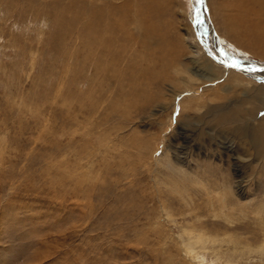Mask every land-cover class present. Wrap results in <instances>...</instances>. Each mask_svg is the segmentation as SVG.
Listing matches in <instances>:
<instances>
[{"label":"rangeland","instance_id":"obj_1","mask_svg":"<svg viewBox=\"0 0 264 264\" xmlns=\"http://www.w3.org/2000/svg\"><path fill=\"white\" fill-rule=\"evenodd\" d=\"M78 5L0 0V264H264L262 158L207 123L221 100L196 73L224 54L264 89V0L137 1L113 30L91 12L139 65L110 80Z\"/></svg>","mask_w":264,"mask_h":264},{"label":"bare ground","instance_id":"obj_2","mask_svg":"<svg viewBox=\"0 0 264 264\" xmlns=\"http://www.w3.org/2000/svg\"><path fill=\"white\" fill-rule=\"evenodd\" d=\"M137 1H143V2L147 3V7H149L150 5L156 6L159 3L160 4L163 3V0H82V1L77 0V5L80 2V4L78 6L81 7V9H82L81 11L85 14V20L84 21H85V24L87 25L86 29L81 30V32L84 33L83 37L80 35L81 40L83 42V48L88 53H91L94 51H96V53H98V59H99L98 60V66H99L101 74H103V79L110 80V75L108 76V74H106L107 72L109 73L111 71L114 75H116L118 72H120L122 70H125V71L128 70L129 71V70L133 69L135 67V65L139 66L137 63L133 62L131 60V58H128V59L124 58V56H126V55H124L125 52H121V51L125 50V49L127 50V48H128L127 44L121 45L119 42H117L119 36H117V37L112 36L111 35L112 31H109L110 27L113 30V25H115V22L118 19L116 17V14L120 13L122 11H126V13H128V14L131 13V6ZM262 5H263V3H262ZM152 8L153 7H150L149 9L152 10ZM91 12L94 14L96 13V17L94 15L95 20L98 21L100 24L101 23H102V25L108 24V26H110V27H108V31L106 28L104 30L103 27L99 28L97 25H93V22H92L93 18L91 16V14H92ZM229 29L234 30V28L232 26H230ZM110 35H111V37H110ZM107 39H109V40H107ZM119 49H121V50L119 51ZM87 52H85V53H87ZM256 52L264 58V46L256 49ZM215 55H217V53ZM181 56H182V54L176 55L173 58V61H171L172 62L171 64H169V62H168V66L175 68L176 71L179 70L180 72H182L183 69H182L181 65L188 68L190 66H194L195 64H197L196 63L197 59H195V57L187 58V56H186L185 57L186 61L183 62V60H181ZM221 57L222 58L220 59V62H222L223 64H225L227 66H223V67L218 68V69H214V67L208 66V67H206V70L209 69L208 71H201L200 69H197V71H196L197 75H200L204 79L205 82H208V83H206V86H204V95H206L205 93H207L208 95H211V96L216 97V98L221 100L219 104H215V105L209 107L210 109H208V110L210 112V114H209L210 120H209V122L207 121V123L210 124V126H212L213 128H218V129L222 130V129H225L226 127H229L228 130H230V131L233 130V132L236 131L240 135V136L238 135L240 138V141L242 140L244 143V145H243L244 147L241 148V150L247 154L249 151L248 146H250V149H251V147L252 148L254 147V149L256 151L254 154L256 156L255 160H259L262 158V160H261L262 164H263L262 167H264V111L262 112V115H260V120L257 121L258 124L254 125V128L250 129V133H249L250 135H248V128L244 127L246 125H244V126L242 125L244 115L255 116V115H257L256 113L264 107V89L262 87H259V88H256V94L255 95L248 94L247 89H246L245 78L243 77V75L236 72V71L234 72V71L230 70L231 65L234 63V61H232L233 58H231V57L229 58L228 56H226L224 54H221ZM143 62L144 63L146 62L145 67L149 68V69L151 67L153 72H162L158 68V65H156V64L150 65V63L148 61H145V60ZM179 66H180V68H179ZM142 69L145 71L144 68H142ZM198 72H200V73L198 74ZM212 73L215 74V76H213ZM119 76L122 78L121 75H119ZM119 76H117V77L113 76V77L118 78ZM214 80L223 81V83L221 82L219 84L214 85V83H215ZM229 81L234 82L232 87L229 85H226L229 83ZM224 83H226V84H224ZM174 86H179V85L176 84ZM250 89H251V87H250ZM221 92H225V93L229 92L232 94L231 96H233L235 107L231 108V106L227 104V101L229 100L230 97L228 95H224V94L222 95ZM200 99L203 100V98H200ZM218 99H216V100H218ZM181 101H183L182 104L186 103V101L183 99H181ZM200 102L202 103V101H200ZM247 103L253 105V108L249 109L248 107H246L245 105H247ZM188 104H191V103H188ZM200 118H204V117L201 116ZM207 120H208V118H207ZM203 121H204V119H203ZM232 124L233 125L235 124L236 129L231 127ZM218 132H220V131L218 130ZM239 143H241V142H239ZM245 153H243V154H245ZM243 179L245 180V178H243ZM209 187H211V186H209ZM211 188H213V187H211ZM217 190L219 191L218 193H220V191L225 190V188L224 189L223 188L222 189L221 188L220 189L213 188V189L209 190V192L214 191V193H215ZM208 194H210V193H208ZM210 197H211V195H210ZM212 197H214V196H212ZM217 199L223 200L220 198H217ZM257 211H259V212L264 211V203L260 204V206L257 208Z\"/></svg>","mask_w":264,"mask_h":264},{"label":"snow or ice","instance_id":"obj_3","mask_svg":"<svg viewBox=\"0 0 264 264\" xmlns=\"http://www.w3.org/2000/svg\"><path fill=\"white\" fill-rule=\"evenodd\" d=\"M198 2H203V0H198ZM199 22V21H198ZM231 67H234V68H239L240 67V62L239 61H236L235 63H233L232 65H231ZM248 71H255L256 69H254V68H249V69H247ZM261 70H264V69H261Z\"/></svg>","mask_w":264,"mask_h":264}]
</instances>
